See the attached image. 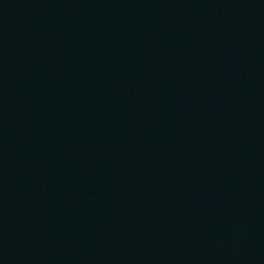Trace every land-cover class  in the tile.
<instances>
[{"label":"water","instance_id":"water-1","mask_svg":"<svg viewBox=\"0 0 264 264\" xmlns=\"http://www.w3.org/2000/svg\"><path fill=\"white\" fill-rule=\"evenodd\" d=\"M0 264H264V0H0Z\"/></svg>","mask_w":264,"mask_h":264}]
</instances>
